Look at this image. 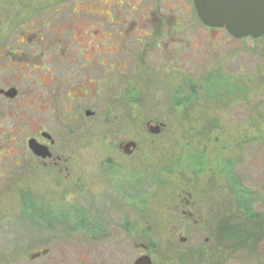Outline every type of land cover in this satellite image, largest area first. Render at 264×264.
<instances>
[{
  "label": "flooded vegetation",
  "instance_id": "1",
  "mask_svg": "<svg viewBox=\"0 0 264 264\" xmlns=\"http://www.w3.org/2000/svg\"><path fill=\"white\" fill-rule=\"evenodd\" d=\"M41 3L34 0L14 11L16 21L0 20V264H78L52 256L59 248L63 252L69 247L96 250L98 246L91 242L99 236L118 237L121 232L130 236L133 247L145 251L137 258L149 255L152 259L153 245L135 244L131 237L136 231L135 198L142 193L137 177L118 180L120 168L128 172L134 166L115 165L105 187L91 182L87 157L92 149L87 142L122 136L118 151L128 160L139 150L130 133L139 89L151 86V72H188L182 69L188 60L196 68L192 72L206 73L186 85L176 75L177 95L170 102L175 108L189 104L184 88L191 96L205 92L209 99L219 91L218 99H227L228 106H247L249 75L243 65L232 69L230 62L252 50L259 72H264V33L237 38L225 26H208L200 19L194 0ZM123 6L131 14L114 16ZM23 10L31 12L23 15ZM200 27L207 33L205 45L192 36ZM216 31L226 35L223 44ZM204 53L206 68L200 69L197 62ZM222 59L223 69H217ZM9 67L11 72H6ZM148 123L159 125V134L168 124L166 119L155 118ZM128 142L137 144L131 154L120 148ZM77 159L82 162L78 176L74 171ZM190 160L195 169L207 164L201 158ZM112 176L119 178L112 182ZM189 185L174 188L178 200L172 207L178 216L174 232L180 235L181 242L176 244L180 250L188 244L186 234H210L215 224L210 188L199 187L198 182ZM104 188L107 196L103 197ZM9 204L17 205V212H5ZM150 229L146 226L140 234L147 236ZM92 236L95 240H88ZM205 241L210 242V237ZM118 248L113 239L112 249ZM127 252L134 264V251L127 246Z\"/></svg>",
  "mask_w": 264,
  "mask_h": 264
},
{
  "label": "rangeland",
  "instance_id": "2",
  "mask_svg": "<svg viewBox=\"0 0 264 264\" xmlns=\"http://www.w3.org/2000/svg\"><path fill=\"white\" fill-rule=\"evenodd\" d=\"M40 1L41 4L51 5L58 0ZM28 3L33 4L34 0H0V20L16 21L18 18L13 17L14 11ZM123 7L114 16L121 18L124 14H131L127 12L128 6ZM30 12L23 10L22 14L29 15ZM215 33L223 44L226 35L219 31ZM206 34L200 27V32L193 31L192 36L201 38L205 45L208 42ZM247 43L252 47L250 41ZM219 47L223 48V45ZM255 54L248 50L247 55L238 54L230 62L232 69L243 65V70L249 75L247 106L239 103L228 106L227 99H218L219 91L214 99H209L205 92L191 96L188 89L184 88L183 96L188 97L185 99L190 100L189 104L175 108L170 102L177 95L176 84L173 83L176 72H151V86L138 91L135 122L132 125L134 128L130 127L139 150L127 160L118 151L122 136L114 135L102 141L87 142V147L92 149L91 155L87 157L91 182L103 183L105 187L108 183L106 177L116 171L115 165L134 166L128 172L127 168H120L121 178L112 176L110 181L137 177L136 184L142 193L136 194V231L131 237L135 244L146 241L153 245L149 254L154 264H264V72H259ZM204 55L197 62L200 69L207 63V56ZM7 64L10 65V59ZM191 65L189 60L185 61L182 69L188 72H179L182 75H177L178 78L183 77L184 85L193 84L195 76L206 73L192 72L196 68ZM223 66V59L217 61V69H223ZM6 72H11V68ZM138 104L141 106L138 107ZM150 118L166 119V129L157 135L149 133L146 122ZM128 127L129 124L124 125L125 134H128ZM198 158L207 163L205 167L195 169L194 165L190 166V159ZM80 164L81 160L77 159L74 167L77 176L80 174ZM153 182L156 185L151 184ZM192 182H198L199 187L210 188L208 190L211 191L215 209V224L213 230L209 229L210 234H186L188 244L180 250L176 246L181 242L180 235L174 232L175 220L178 219L172 211L178 201L174 197V188L182 189ZM106 193L104 188L101 194L104 197ZM5 212H17V205L9 204ZM208 223L211 221H206ZM146 226L151 229L146 232L147 236L141 235ZM129 237L123 236L122 232L118 237L99 236L100 241L91 242L98 246L96 250L89 248L84 252L79 247H69L63 252L59 248L60 251L57 249L52 257L70 258L78 264L86 259H89L87 264H133L127 246L134 251L135 258L145 251L133 247ZM207 237H210V242L205 241ZM93 239V236L88 238ZM113 239L119 246L115 251L112 249ZM185 256L184 263L182 261Z\"/></svg>",
  "mask_w": 264,
  "mask_h": 264
},
{
  "label": "water",
  "instance_id": "3",
  "mask_svg": "<svg viewBox=\"0 0 264 264\" xmlns=\"http://www.w3.org/2000/svg\"><path fill=\"white\" fill-rule=\"evenodd\" d=\"M200 19L208 26L226 27L235 37H258L264 33V0H194ZM149 132L159 134V125L147 124ZM38 148L37 146H35ZM137 147L134 142H128L120 148L127 153H133ZM134 264H153L149 255H144Z\"/></svg>",
  "mask_w": 264,
  "mask_h": 264
},
{
  "label": "trees",
  "instance_id": "4",
  "mask_svg": "<svg viewBox=\"0 0 264 264\" xmlns=\"http://www.w3.org/2000/svg\"><path fill=\"white\" fill-rule=\"evenodd\" d=\"M239 183V182H238Z\"/></svg>",
  "mask_w": 264,
  "mask_h": 264
}]
</instances>
